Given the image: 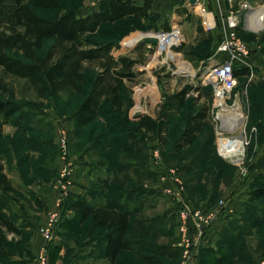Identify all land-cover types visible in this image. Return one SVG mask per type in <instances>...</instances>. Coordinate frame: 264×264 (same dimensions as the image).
Here are the masks:
<instances>
[{"label": "rangeland", "instance_id": "374dc122", "mask_svg": "<svg viewBox=\"0 0 264 264\" xmlns=\"http://www.w3.org/2000/svg\"><path fill=\"white\" fill-rule=\"evenodd\" d=\"M59 1L63 8L62 12L76 10L80 14H87L97 9L101 0ZM247 1L252 7L253 5L255 7V4L260 5L257 0ZM207 4L211 11L209 1ZM183 7L187 8V6L181 5L178 9ZM187 9V16L175 15L177 20L173 18L174 10H171L164 14L154 12L148 18L141 20L128 17L114 23H107L91 37L98 42L114 43L113 53L116 56L128 55L141 61L135 67L136 80L127 82L123 91L126 109L131 98L133 102L138 98L134 92L137 85H142L143 93L146 94V97L141 101L143 114L151 115L154 118L158 116L160 109L165 104L172 101L178 91L186 86L193 87L186 96V105L181 113L171 122L167 145L161 149L162 146L155 142L156 147L160 151L162 150L161 159L166 160L165 165L168 169L174 167L176 174L183 179L187 192L189 190L192 192L191 202L198 208L209 211L211 210L209 208L222 198L228 197L231 202L238 200V206L244 210L246 205L247 209H254V211L264 214V200H253L250 196L253 188L264 186L262 176L264 173V74L261 71L264 62L261 61L260 66H253L251 75L238 77V84L227 99L228 105L225 108H218L212 83L207 79V72L213 64L212 59L215 55V40H209L207 34L209 30L197 10ZM252 10L254 9L245 12L241 18L239 29L244 32L246 37L256 33L258 38L254 43L261 45L264 39V27L252 25L251 28L247 26L244 29L243 26L250 19ZM36 12L41 13V10L36 9ZM166 22L170 24L171 29L173 25L181 29L183 39L179 46L182 50L178 52L177 48H171L174 53L180 55L181 58H177L178 60L171 55L172 59L166 52L158 53V34L160 31H167L165 30ZM199 25L203 26L205 32L199 31ZM256 29H259L258 32H255ZM135 37L138 39L129 44L130 39ZM52 42L51 39H48L45 44L48 47ZM11 54L26 60L20 52L14 51ZM156 55H158V59L155 58ZM221 55V57L225 56ZM183 60L190 63L192 68L190 71L188 70L190 74L180 73V70L184 72L182 69L184 68ZM87 68L86 92L90 91L97 74V63H88ZM0 81L5 83L11 92L9 94L0 90V99H13L23 105V119L17 126L6 124L7 130L2 141L6 172L11 181L19 187L15 188L17 194L22 193L21 185L33 186L39 192H48L52 188H57L59 191L58 201L61 198V203H64L67 197L72 194L70 187L73 186L74 179L66 186V194H61L60 188L57 186L61 167L67 166L70 173L74 172L75 174L76 169L84 165L86 155L91 161L96 159L94 153L97 150L100 151L103 159L122 160L119 154L108 149L105 144L107 139L111 140V135L106 134L105 116L97 118L79 133L70 126L68 121L72 120V115L85 97L82 93L63 92L57 96L49 95L48 98H41L26 79L7 75L1 67ZM203 106L209 108L207 126L190 148L187 147L179 153L172 152L173 145L189 118ZM131 109L132 107L127 109V112L133 119ZM168 110L171 111V109ZM118 115L126 117L125 112ZM113 119H116L115 116ZM114 121L116 120H110V125ZM234 123L235 127H232ZM62 133L66 136V161L63 159L61 148ZM223 136L232 137L225 142V145L228 144L225 148L227 149L226 154H229L228 157L225 155L224 157L219 152L220 139H223ZM43 139H48V143L41 147ZM151 140L152 135L146 138L147 143ZM150 149L147 146L148 163L155 164L156 160L150 157ZM136 160L132 157L130 162ZM238 162L242 163L237 165ZM182 166L186 169H183ZM167 173L164 172L165 175ZM102 181L90 184L102 186L103 190L108 191L107 183L103 184ZM120 182L116 181L119 184ZM154 193L153 198L146 196V203L168 202V197L162 192L157 190ZM189 199L190 194L187 198L188 202ZM62 206L61 204L58 210L50 209L48 214L58 211L62 218ZM19 209L22 210L20 207ZM148 213L151 214L154 211ZM71 214L66 213L64 217L67 219L63 221L65 219L63 217L61 222L59 221L54 227L53 237L48 243L49 264H112L109 261L100 260L96 256V250L107 229L98 226L90 219L79 223L78 219H70ZM132 223L130 236L136 251H123L114 264H149L142 259L143 254L159 257L162 264H181L182 252L177 246V224L169 232L163 230L161 222L158 226V220L155 224L157 227L151 228L137 216L133 218ZM21 226L23 227L21 234L4 231L7 241L13 245L12 250L16 252V256L0 258V264H32L44 245L45 240L40 230L42 226L36 229L37 236L42 238L39 247L34 246L35 233L33 228H30L31 224L24 221ZM251 226L248 221L245 229L249 228L251 231L245 236H239L236 240L235 250L238 247L241 250V256L237 253L234 262H230L231 264H238L237 262L244 258L245 253L248 258L254 259L258 264H263L264 220L256 227ZM234 243L235 241L232 242V244ZM164 246L168 247L173 255L177 252V256L172 257L160 253L159 251ZM249 251L252 253L251 255L248 254ZM211 257L212 255L205 254L204 260L209 259V264H213ZM197 261L196 257L194 263L197 264Z\"/></svg>", "mask_w": 264, "mask_h": 264}, {"label": "trees", "instance_id": "16d2710c", "mask_svg": "<svg viewBox=\"0 0 264 264\" xmlns=\"http://www.w3.org/2000/svg\"><path fill=\"white\" fill-rule=\"evenodd\" d=\"M151 8L152 0H145L143 4L136 0H101L97 9L91 13L80 14L76 10L62 12L59 0H0L2 71L7 75L26 79L41 98L57 96L63 92L82 93L85 97L72 115L75 131L79 133L97 118L105 116L106 134L111 135V140L107 139L105 144L113 146L114 151L115 149L119 151V147L129 146L135 156L133 158L137 159L129 163L132 172L142 173L143 170L148 177H151L152 173L148 167L146 138L152 135L153 140L159 142L162 149L167 145L171 122L181 113L186 105V96L193 87L186 86L178 91L172 101L160 109L156 118L145 114L138 120H132L127 109L129 110L134 102L131 98L126 109L123 91L127 82L136 80L135 67L141 61L128 55L115 56L114 43L98 42L91 35L107 23L128 17L137 20L148 18ZM36 9L41 10V13L36 12ZM198 27L201 33L205 32L202 25ZM170 29L171 26L166 22L165 30ZM238 31L240 36L248 40L247 42H255L258 38L256 33L246 37L244 32L240 29ZM207 34L209 40L213 41L212 32L209 31ZM48 39L53 42L47 47L45 42ZM262 44L264 55V39ZM175 48L178 51L182 50L180 46ZM14 51L20 52L26 60L12 55L11 52ZM93 62L97 63L98 71L90 91L86 92L87 64ZM262 70L264 72V67ZM250 74L251 70L247 67L235 69L237 77ZM0 90L11 94L2 81ZM22 112V103L13 99H0V258L16 256V252L12 250L13 245L7 241L4 231L15 234H21L23 231V227L17 224L15 215H10L15 210V203L9 196L13 184L6 172L2 148L5 125H19L23 119ZM124 112L126 117L118 115ZM114 116L116 119H113ZM208 118L207 106L196 111L175 141L172 152L179 153L186 146L193 145L207 126ZM110 120L116 121L110 125ZM47 143L48 139H43L41 147ZM182 168L186 169L184 166ZM262 176L264 178V173ZM133 183V179L130 180L128 187L126 182L121 181L111 193L103 190L102 186L100 188L95 185L89 190L93 201H89L85 196L70 194L62 206L60 222L69 212L72 213L71 218L68 216L70 219H78L79 223H83L91 218L92 222L107 229L96 255L99 259L112 264L123 251H136L130 236L132 221L144 210L146 196L152 192L138 183ZM188 192L192 195L190 190ZM250 196L253 200H264V186L253 188ZM217 203L209 209L214 208ZM247 208L245 205V210H242V220L229 219L220 234L217 247L209 243L200 246L197 264H209V259L204 260L205 254L212 255L213 264H231L237 253L241 256V250L238 247L235 250V244L239 236H245L251 231L249 228L245 229L246 223L249 221L251 227H256L264 220V214ZM64 218L63 221L67 219ZM157 220L159 226V218L149 219L146 224H149L150 228L157 227L155 226ZM232 240L235 241L234 244ZM169 250L164 246L159 252L172 257L177 256L176 251L173 255ZM248 254L252 253L249 251ZM142 259L149 264H162V260L155 255L143 254ZM237 263L258 264L254 259L248 258L246 253Z\"/></svg>", "mask_w": 264, "mask_h": 264}, {"label": "crops", "instance_id": "0c3cea01", "mask_svg": "<svg viewBox=\"0 0 264 264\" xmlns=\"http://www.w3.org/2000/svg\"><path fill=\"white\" fill-rule=\"evenodd\" d=\"M136 1L139 4H143L145 0H136ZM182 1H184V3H182ZM202 1L205 3H208L209 1V3L211 4V13L215 17L217 22V27L211 31L214 36L215 45H216L215 50H216L217 46L220 44L223 38L225 31L227 30L224 17L228 12L230 5L227 0H202ZM258 1L260 2V5L255 4V7L253 5L251 9L254 10L251 11L252 14L250 19L246 23H244L243 25L244 29H246L247 26L251 27L258 21L257 14L258 12H260L262 6H264V0H257V2ZM181 5L187 6V8H190V10L191 9L196 10L195 8L196 6H192L189 0H152V8L150 10V14L154 12L157 14H162V13L164 14L171 10H174L173 18H175V15L187 16L188 14L187 8L183 7L181 9H178V7ZM136 39H138V37H135L134 39L131 38L130 41L134 42ZM248 43L252 51L251 52L252 66L247 68L251 70V74H252V67L257 65L260 66L261 61L264 62V55L262 53L263 44L261 43V45L258 44L255 45L254 42H248ZM222 58H224V56ZM242 67L245 66L242 65L239 66V68ZM262 69L261 71L264 74ZM141 117L136 119L133 118L132 120H138ZM68 122L70 123V126L72 128L73 127L75 128L74 121L71 120ZM6 128L7 125H5L4 127V134L7 130ZM155 142L157 141H154L153 138L150 142L148 141L147 144L149 148H152L154 145H156ZM187 147L190 148V145L186 146L181 151L185 150ZM107 148L114 151L113 146H107ZM119 149H120L119 151L115 149V153H119V156L122 158V160L119 161L118 160L114 161L115 159L114 160L103 159L100 155V151L98 150L96 151V153H94L96 155L95 160L91 161L86 155L85 156L86 159H84L85 160L84 165H81V167L79 168L76 167L77 168L75 171L76 173L74 174L73 172L71 174V180L74 179V184L73 186L70 187L72 188V194L85 196L89 201H93V198L90 195L89 190L91 189L92 186L95 185H91L90 184L91 182L99 183L101 182V180H103L102 181L103 184L107 183V187L109 188L107 192L111 193L113 188L117 186V184H119L116 183V181L126 182V184L129 187L130 186L129 182L130 180L133 179V182L135 184L138 183L139 185H142L145 189L152 191L148 194V196H150L151 198L155 196V193L157 192L154 193V191L157 190L158 192H162L165 196L168 197L167 203H165L164 201L163 203L160 201H155L154 203H150V204L145 202V208L142 212L136 215L137 218L143 221V223H146L148 219L159 217V223L160 222L162 223L161 224L162 228L170 232L172 230V227L176 225L178 220V216H177L178 203L176 199H171L172 197L167 193H165V189L171 188L176 191L177 187L170 178L168 177L163 178L162 176L165 175L164 174L165 171L169 173L170 170H173L175 172L176 170L173 169L174 167L168 169V167L165 165L166 160L160 159L159 161H156L155 164L148 163L149 170L152 173L151 177L150 176L148 177L145 171L143 170L142 173L132 172L129 163L131 158L135 156L131 153L130 150L131 148L129 146H124V147H119ZM219 152L221 153V151ZM232 154L234 155L235 153ZM150 157H151V152H150ZM161 158H162V152H161ZM12 184H13V190L9 193V196L13 199L16 208L10 215H15L17 219V224L19 225H21V223L24 221L25 223L27 222L31 224L32 227L30 226V228H33L35 233V238L33 242L34 246L36 245L39 247L41 245L40 241H42L41 240L42 238L40 236H37L38 231L36 229L37 227L39 228V226H42L43 224L46 225V223L48 222V212L50 209L58 210V208L60 207L58 201L59 191L57 188L54 189L52 188L48 192H39L36 188L34 189L33 186L29 187L26 185H21L20 189L22 193L17 194L15 188L18 189L19 187L15 183H13V181ZM236 196L238 197V194ZM183 198L185 199V201H187V198H189V194L186 188ZM233 201L231 202V200H229V205L234 211L231 214H229V216L221 215L217 217L213 223V226L208 230L207 243H209L213 247H217L220 234L224 229V227L228 224L230 218H238L242 220L243 208L238 206L237 203L238 200H235L234 202ZM188 203H190V205L195 207L194 203L191 202V195ZM19 207L22 208L21 212H19ZM150 211H154V213L149 214L148 212ZM89 219L91 220V218Z\"/></svg>", "mask_w": 264, "mask_h": 264}, {"label": "built area", "instance_id": "2783aa9c", "mask_svg": "<svg viewBox=\"0 0 264 264\" xmlns=\"http://www.w3.org/2000/svg\"><path fill=\"white\" fill-rule=\"evenodd\" d=\"M227 1L230 5L229 10L224 17L227 30L225 31L220 44L215 50V55L212 59L213 64L210 66L207 72V79L212 83L218 108H225L228 105L227 99L231 96L234 88L238 84V77L235 75L236 67L241 65L245 67L252 66L251 49L249 43L239 35L238 31L241 18L244 16L246 11L252 8V6L247 0ZM195 8L197 12L203 17V23L207 26L206 28H208L209 31H212L217 27L216 19L208 8L207 3L203 2L202 0H198ZM260 13L261 16L264 15V6H262L260 12H258L257 15L260 16ZM257 30L259 29H256L255 31ZM176 32H178L177 35L175 34ZM158 38V53L166 52V54L170 56L169 53L174 54L171 48L174 49L175 47L181 45L183 36L181 35V29L173 25L172 29L170 30L160 31ZM221 54L225 55L224 58L221 57ZM157 57L158 55H156L155 58L158 59ZM170 57L172 58V56ZM183 61L188 65V67H190V63L188 61ZM180 73L185 74L184 72ZM134 92L138 98L134 99L135 103L132 106L130 112L132 117L137 113H141L143 116L144 114L141 101L144 97H146V94L143 93L144 89L142 85H137L134 89ZM137 107H139L140 110ZM227 137L229 136H223V139H220V151L223 156L224 154L222 144H225L227 140L232 138ZM232 142H234V140H232ZM61 148L63 150V159L66 161L67 149L66 136L64 133L61 134ZM150 152L151 158L153 160L159 161L161 159V151L158 149V147H156V145L151 148ZM241 163L242 162H238L236 164L240 165ZM70 172L71 171L67 168V166L61 167L60 177L58 179L57 185L60 188L61 194H66V186L71 181L72 173ZM162 177L170 178L177 187L176 191L171 188H166L165 193L170 195L172 197L171 199H176L178 203V220L176 228L178 236L177 246L182 252L181 264H195L194 262L197 257L198 250L202 244L207 243L208 230L213 226L216 218L221 215H229L233 212V209L229 205V198H222L213 209L205 211L202 208L193 207L190 205V203L185 201L183 198L185 193V184L175 171L171 170L170 173H167V175H163ZM61 201L62 200L60 198L59 206L61 204L63 205ZM59 220L60 213L58 211L48 214V222L46 225L40 228L45 243L41 247L37 256L34 258L32 264H49L48 243L53 237L54 227L58 224ZM262 263L264 264V259Z\"/></svg>", "mask_w": 264, "mask_h": 264}, {"label": "bare ground", "instance_id": "6f19581e", "mask_svg": "<svg viewBox=\"0 0 264 264\" xmlns=\"http://www.w3.org/2000/svg\"><path fill=\"white\" fill-rule=\"evenodd\" d=\"M262 13V12H261ZM261 13L259 14L260 16H258V21L254 24V25H256V27L257 26H259V27H262L263 26V24H264V15L263 16H261ZM177 33L178 32H176L175 34L177 35ZM179 35V34H178ZM133 43V42H132ZM170 54V56L173 54V53H169ZM173 56H174V58L175 59H177V58H179L180 57V55L179 54H176V53H174L173 54ZM181 58V57H180ZM178 60V59H177ZM183 67L184 68H182V69H184L183 71H184V73L185 74H190L189 72H188V70L190 71V69H192L191 67H188V65L184 62L183 63ZM181 72H182V70H180ZM138 109H139V107H137ZM140 110V109H139ZM231 114V113H230ZM228 116V115H227ZM241 117V116H240ZM235 121V120H234ZM233 126L232 127H235V123L234 124H232ZM238 126V125H237ZM222 146H223V154L226 156V157H228L229 155H227L226 153H227V149H225V148H227V146H228V144L227 145H223L222 144ZM233 156V155H232Z\"/></svg>", "mask_w": 264, "mask_h": 264}, {"label": "water", "instance_id": "95a60500", "mask_svg": "<svg viewBox=\"0 0 264 264\" xmlns=\"http://www.w3.org/2000/svg\"><path fill=\"white\" fill-rule=\"evenodd\" d=\"M189 2H190V4H191L192 6H196L197 3H198V0H189ZM141 116H142L141 113H137V114L134 116V118L136 119V118H139V117H141Z\"/></svg>", "mask_w": 264, "mask_h": 264}]
</instances>
